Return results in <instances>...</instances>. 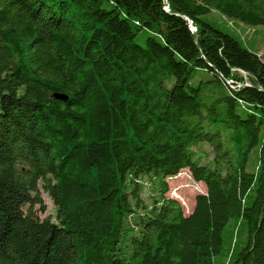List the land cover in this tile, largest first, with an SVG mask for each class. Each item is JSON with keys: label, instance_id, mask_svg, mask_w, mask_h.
<instances>
[{"label": "trees", "instance_id": "trees-1", "mask_svg": "<svg viewBox=\"0 0 264 264\" xmlns=\"http://www.w3.org/2000/svg\"><path fill=\"white\" fill-rule=\"evenodd\" d=\"M212 12L264 29V0H0V264H264V60Z\"/></svg>", "mask_w": 264, "mask_h": 264}, {"label": "rangeland", "instance_id": "rangeland-1", "mask_svg": "<svg viewBox=\"0 0 264 264\" xmlns=\"http://www.w3.org/2000/svg\"><path fill=\"white\" fill-rule=\"evenodd\" d=\"M210 17L216 20L218 26L222 29H230L235 32L242 43L257 51L264 60V29L262 27H250L234 19L224 17L217 12H212ZM241 73L245 76L243 72ZM204 147L207 149V146ZM178 174V176L176 175L168 180L169 190L166 195L176 199L181 204L184 214H188L194 207L195 196L198 193H204L206 188L202 182H196L192 179L188 169H183ZM41 198L45 205V210L39 211L37 209L38 206H35L38 216L40 218L49 217L54 219L55 206L51 198L43 191L41 192Z\"/></svg>", "mask_w": 264, "mask_h": 264}, {"label": "water", "instance_id": "water-1", "mask_svg": "<svg viewBox=\"0 0 264 264\" xmlns=\"http://www.w3.org/2000/svg\"><path fill=\"white\" fill-rule=\"evenodd\" d=\"M191 30H192V32H194V31H195V28L192 27ZM53 97H54V98H57V99H61V100H65V99L67 98L66 95H64V94H59V93H54V94H53Z\"/></svg>", "mask_w": 264, "mask_h": 264}, {"label": "bare ground", "instance_id": "bare-ground-1", "mask_svg": "<svg viewBox=\"0 0 264 264\" xmlns=\"http://www.w3.org/2000/svg\"><path fill=\"white\" fill-rule=\"evenodd\" d=\"M178 175H179V174H178ZM178 175H177V176H178Z\"/></svg>", "mask_w": 264, "mask_h": 264}]
</instances>
